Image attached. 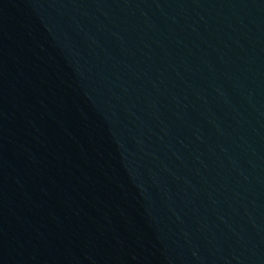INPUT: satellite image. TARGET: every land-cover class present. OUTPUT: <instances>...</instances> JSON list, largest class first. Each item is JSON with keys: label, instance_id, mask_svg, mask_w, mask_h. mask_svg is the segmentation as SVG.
Listing matches in <instances>:
<instances>
[{"label": "water", "instance_id": "1", "mask_svg": "<svg viewBox=\"0 0 264 264\" xmlns=\"http://www.w3.org/2000/svg\"><path fill=\"white\" fill-rule=\"evenodd\" d=\"M0 264H264V0H0Z\"/></svg>", "mask_w": 264, "mask_h": 264}]
</instances>
